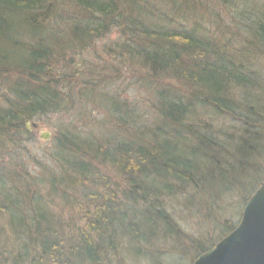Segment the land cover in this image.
Returning <instances> with one entry per match:
<instances>
[{
  "label": "trees",
  "instance_id": "1",
  "mask_svg": "<svg viewBox=\"0 0 264 264\" xmlns=\"http://www.w3.org/2000/svg\"><path fill=\"white\" fill-rule=\"evenodd\" d=\"M112 29L121 41L117 64L136 65L156 83L183 85L153 91L155 102L148 87L156 83L147 82L157 110L137 115L104 89L105 76L126 80L119 66L102 61L90 66L91 78L73 74L79 78L69 83L79 87L80 100L99 102L109 113L91 136H75L71 128L57 135L52 158L58 177L33 188L30 203L19 185L5 183L18 175L0 173V215L7 222L0 226V264H105L110 254L120 260L124 243L137 258L150 247L151 264H158L162 251L156 259L154 238L177 252L174 241L186 233L175 204L188 215L208 207L212 218L228 199L239 198L237 223L223 221L222 239L264 181V0H0V135L7 132L0 144L21 156L30 138L26 122L64 113L63 78L47 75V68L64 63L67 53L77 57ZM228 33L239 34L241 45L225 40ZM254 59L263 66L251 68ZM12 70L9 84L12 75H1ZM83 83L93 89H82ZM76 93L66 95L70 108ZM89 112L83 107L79 115ZM96 162L111 166L113 178L97 174ZM67 187L75 190L72 199ZM52 196L56 205L68 204L63 213L51 212ZM188 242L194 257L187 264L217 243Z\"/></svg>",
  "mask_w": 264,
  "mask_h": 264
},
{
  "label": "rangeland",
  "instance_id": "2",
  "mask_svg": "<svg viewBox=\"0 0 264 264\" xmlns=\"http://www.w3.org/2000/svg\"><path fill=\"white\" fill-rule=\"evenodd\" d=\"M227 33V32H226ZM44 34H47V30L44 31ZM225 40L232 41V43H236V45H241L240 35L239 34H226L223 36ZM119 33L117 29H112L109 34L105 35L102 38H98L94 43H91V48H82L81 50L77 51L78 56L67 53V60L64 63H52L53 65L49 66L47 69H49L48 74L53 78L60 77L63 78L61 80L62 83V97L59 102V106L65 109L64 113H52V114H43L39 115L37 117L33 118L32 121H28L26 125H29L28 131H29V139L23 140V154L21 156L16 155V148L9 146L4 142L5 144H0V173H6L7 177L9 174H17V177H14L13 179H7L5 181L7 186H10L11 184L19 185L20 190L22 192V196L24 197L25 201L26 199L30 203L32 200L30 192H33V188H36L37 186H43L46 187V179L52 178L55 179V177H58L55 175V169L59 168L52 158V152L55 149V140L57 135L60 132H64L65 128H71L73 129L75 136H91L92 133L99 132V128L95 125L96 122L100 121L104 116H106L109 112L102 108L101 106H98L96 101H92L89 99L86 100H80V97L77 95L78 86L75 88L70 85L69 80L71 78H75L78 75H73L78 73H82V75L86 78H91L90 74L94 73L95 70L91 69L90 66L92 65H100L102 61L109 62V64L117 65L119 66L120 72H119V78H126V80L123 79V81L117 80L113 78H108L105 76L106 81L108 84L105 85L104 89H107V92L110 97H112L115 100V103L118 104L121 108L126 109H132L136 112L137 115H140L146 110H157L156 107H154L153 103L149 101V96L146 93V85L147 82L151 84L153 81L156 83L154 77L152 75L148 74L146 71L141 72V68H137L136 65H128L129 62H126V66H122L123 63L117 64L119 60L116 58V56L119 54L121 45L118 41ZM97 42V45L95 43ZM106 43V46L103 48V43ZM83 52V53H80ZM82 59L83 63H80L79 60ZM87 62L89 65L85 64L84 62ZM254 63V66H250L251 68L255 69L259 68L260 66H263L260 64V61L257 59H254L251 61ZM249 65V64H247ZM46 69V70H47ZM16 70H12L9 72V74L1 76L3 78H7L8 75H12L11 78H8L7 81L9 84H11V81L15 79V76L13 77ZM59 73H63L64 75H61ZM1 74V73H0ZM142 82V84H140ZM60 83V85H61ZM87 84V85H85ZM83 83L84 88L82 89H93V86L90 83ZM102 84V83H101ZM183 83L175 82L170 79H158V83L154 84L151 87H148L149 90L153 93L148 94L152 97V99L157 102L158 95L157 90L164 88V87H171V90L175 91L174 88L182 87ZM174 88H173V87ZM100 85H96V88H99ZM6 86H2V89H6ZM104 89H101L104 90ZM77 90V91H76ZM100 91V92H101ZM154 91V92H153ZM69 93H76L73 94L74 100L72 101V108H70L71 101L68 100L66 95ZM77 95V97H76ZM150 97V98H151ZM260 98V97H259ZM261 99V98H260ZM262 101V99H261ZM264 102V101H263ZM264 104V103H263ZM83 107H87L90 111L85 115L84 117H88L87 120H84L83 115H79V110ZM69 108V109H68ZM122 113H125L124 111H121ZM111 115V114H110ZM151 119H149L150 122ZM33 123H36L37 126H33ZM48 132L49 133V139H43L42 135L43 133ZM7 137V132L5 131L4 135H0V139L5 140L4 138ZM33 157L36 161L39 162V164H36L34 162H31L30 159ZM96 169L98 171L97 174H101L103 176L105 175H111L113 174L111 166L103 163L100 164L96 162ZM108 163V162H106ZM261 168V166H260ZM68 173V172H67ZM96 174V175H97ZM73 175V176H72ZM68 176L75 181L79 182V179L76 177V175L68 174ZM113 178V177H112ZM67 179V178H66ZM69 181V179H67ZM56 181V180H55ZM54 181V182H55ZM53 182V183H54ZM52 183V184H53ZM56 188V183L54 184ZM80 187V186H79ZM77 187L76 189H78ZM71 187H67V191L69 192V199H72L73 193H75L74 189H69ZM69 189V190H68ZM94 189V188H93ZM98 192H105L104 188L96 187L94 189ZM42 192L45 193V189H42ZM43 197L45 196L42 195ZM228 199V198H227ZM50 201L52 202V205L50 206L51 212L54 213H63L62 211L66 209V206L68 207L67 203H60L59 205H56L55 196H52L50 198ZM228 205L226 206L225 210H220L216 208V211H219V215L212 218L208 216L210 208L207 207V210L201 213V210H198L194 212L192 215H188L187 213H184L185 207L182 209H179L178 205L175 204L176 212H175V218L177 219L178 223L181 225V227L185 228L186 233L183 232L181 236L184 238V240H179L177 242L174 241L175 249L177 252H171L172 248L169 245L161 244L162 240L159 241V237H156L153 240V246L160 249L156 251V248H152L153 254H156L160 251H162L161 256L162 259L158 264H187L193 258V254L191 252V248H194L193 245H190L188 240L190 242H195L196 244H206L213 245L214 239L215 242H217L220 239L222 231L221 224L223 221L230 220L231 222L235 221V219L238 217V211L237 208L240 205L239 198L236 199H228ZM247 203V202H246ZM207 206H209L207 204ZM245 207V203L243 206V209ZM242 209V212H243ZM239 214V217L242 216ZM185 215L188 217V221H185L183 218ZM199 215V216H198ZM207 215V221L205 220ZM221 215V216H220ZM0 226L6 227V219L0 215ZM240 219V218H239ZM237 223V221H235ZM181 230V229H180ZM231 232V231H230ZM29 234V233H28ZM228 234V233H227ZM226 234V235H227ZM30 235V234H29ZM21 236V235H20ZM23 237V236H22ZM125 240L127 239L126 236H123ZM203 237V238H202ZM27 239V237L25 236ZM22 240V239H21ZM20 241V239H19ZM186 241V242H185ZM127 243H124L120 250H123V253L121 255L120 260L117 259V255L110 254L109 260L105 262V264H151L153 260H150L152 256L150 254H147L149 250H147L148 246H145L140 250V257H134L132 256L133 252L131 251V255L129 252H127ZM163 245V246H162ZM120 247L118 244L117 248ZM136 249V248H135ZM146 252V253H144ZM143 253L145 255H143ZM135 255V254H134ZM137 256V255H136ZM116 258V259H115ZM158 257H156L157 259ZM189 260V261H188ZM191 262V261H190Z\"/></svg>",
  "mask_w": 264,
  "mask_h": 264
},
{
  "label": "water",
  "instance_id": "3",
  "mask_svg": "<svg viewBox=\"0 0 264 264\" xmlns=\"http://www.w3.org/2000/svg\"><path fill=\"white\" fill-rule=\"evenodd\" d=\"M42 138L49 139V133ZM192 264H264V181L249 197L237 227Z\"/></svg>",
  "mask_w": 264,
  "mask_h": 264
},
{
  "label": "bare ground",
  "instance_id": "4",
  "mask_svg": "<svg viewBox=\"0 0 264 264\" xmlns=\"http://www.w3.org/2000/svg\"><path fill=\"white\" fill-rule=\"evenodd\" d=\"M238 224H239V223H238ZM238 224H237V225H238ZM236 227H237V226H236ZM236 227H235V228H236ZM235 228H234V229H235ZM234 229H233V230H234ZM233 230H232V231H233Z\"/></svg>",
  "mask_w": 264,
  "mask_h": 264
}]
</instances>
